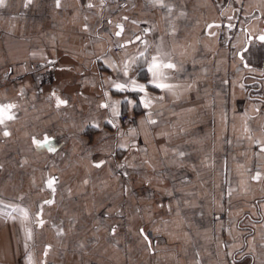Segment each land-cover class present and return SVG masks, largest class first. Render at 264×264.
Masks as SVG:
<instances>
[{"label":"crops","instance_id":"1","mask_svg":"<svg viewBox=\"0 0 264 264\" xmlns=\"http://www.w3.org/2000/svg\"><path fill=\"white\" fill-rule=\"evenodd\" d=\"M25 3L0 7V264H264V43L237 55L264 0Z\"/></svg>","mask_w":264,"mask_h":264},{"label":"snow or ice","instance_id":"2","mask_svg":"<svg viewBox=\"0 0 264 264\" xmlns=\"http://www.w3.org/2000/svg\"><path fill=\"white\" fill-rule=\"evenodd\" d=\"M160 2H161V0H153V3H160ZM31 3H32V0H26V3H25L24 6L27 7ZM3 6H5V0H0V7H3ZM56 6L57 7L60 6V0H56ZM162 6L166 7V5H162ZM87 7L91 8V7H93V5L91 3H88ZM124 19H127V17H125ZM133 23H136V22L133 21ZM117 27L120 28L121 31H117L115 33V35L116 36H120L122 34V31H123V25H117ZM136 39L138 40L139 37L137 36ZM257 39L261 43H264V35H260ZM120 46L123 47V45H120ZM248 51H249V48L247 46H245L242 51H239L237 53V55L239 56L240 60L243 62L245 68L249 67V65H248V63H247V61L245 59V53H247ZM175 68H176V65L174 63L163 62V61H160L158 59V57L153 56L151 58V62L148 63V65H147V71L149 73H151V77H152V79L149 81V83L151 85H153L157 89L171 90L175 86L164 82L165 80L168 79V76L165 74V70L166 69H175ZM124 74L127 75V65H125ZM111 83H112L113 87L117 91H120V92L133 91V92L145 93V98H144V101H143L144 107L145 108L150 107L151 100L147 99V95H146L147 85L141 84V83H137V81L135 79H132V80L128 81L127 83H119V82H116V81H111ZM53 95L55 96V93H53ZM105 95H107V93ZM120 103H121L120 101H114V102H112L111 105H109L108 103H103V104L100 105V107H102V108L111 107L112 115L113 116H119L120 115V112H119V104ZM128 103H132V101L129 100ZM62 104H67V101L66 100H61V99H59V97H57V106H60ZM15 107H16V105L11 104V103L0 105V125H6V121H11V120H14L16 118L14 113H11V111H10L11 109H13ZM148 115H149V122L150 123H155V121L151 120V118H150L151 117V113H149ZM132 131L134 132V130H132ZM3 135L4 136H10L11 133L8 132L7 130H5ZM45 141H46V143L41 144L40 142L35 141V138H34V143L37 144V147H46L49 151H55L54 146L51 145V141H49L47 137H45ZM262 150H264V149H262ZM103 163H104V161H101L100 163L96 164L95 166L96 167H101ZM0 167H2V166H0ZM253 179L259 180L260 179V174L257 173L253 177ZM56 182H57V178H55V177L49 178L47 180V187L52 189L53 193H55L54 185H55ZM53 202H54L53 200H48V201H45L44 203L52 204ZM16 210L21 212L22 215L24 216V218L28 217V212H27L26 209L18 208ZM39 223L42 226L44 221L41 219L39 221ZM115 231H116V229L113 228L112 229V233L114 234ZM140 232H141L142 235H144V239L146 241H148V243L150 244L151 242L148 240L147 234H144V230L140 229ZM28 237H29V239H31V232L28 233ZM50 247L51 246L49 245V248ZM29 260H31V257H29Z\"/></svg>","mask_w":264,"mask_h":264},{"label":"built area","instance_id":"3","mask_svg":"<svg viewBox=\"0 0 264 264\" xmlns=\"http://www.w3.org/2000/svg\"><path fill=\"white\" fill-rule=\"evenodd\" d=\"M214 2H218V0H213ZM123 121L124 122H128V123H132V124H136L137 123V121H136V119H131V118H129V117H124L123 118Z\"/></svg>","mask_w":264,"mask_h":264},{"label":"water","instance_id":"4","mask_svg":"<svg viewBox=\"0 0 264 264\" xmlns=\"http://www.w3.org/2000/svg\"><path fill=\"white\" fill-rule=\"evenodd\" d=\"M260 35H264V31H263L262 34H260ZM260 35H259V36H260ZM259 36H257V37L249 36V38H248V43H247V47H249L250 43L253 42V41H255V40L258 41V42H260V41L257 39Z\"/></svg>","mask_w":264,"mask_h":264}]
</instances>
